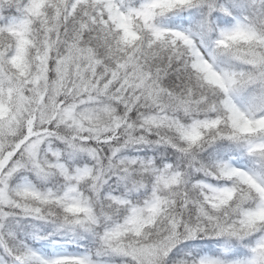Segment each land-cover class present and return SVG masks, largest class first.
I'll use <instances>...</instances> for the list:
<instances>
[{"label":"snow or ice","instance_id":"1","mask_svg":"<svg viewBox=\"0 0 264 264\" xmlns=\"http://www.w3.org/2000/svg\"><path fill=\"white\" fill-rule=\"evenodd\" d=\"M0 264H264V0H0Z\"/></svg>","mask_w":264,"mask_h":264}]
</instances>
